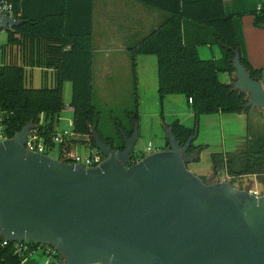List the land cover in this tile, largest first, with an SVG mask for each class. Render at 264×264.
<instances>
[{
  "label": "water",
  "instance_id": "obj_1",
  "mask_svg": "<svg viewBox=\"0 0 264 264\" xmlns=\"http://www.w3.org/2000/svg\"><path fill=\"white\" fill-rule=\"evenodd\" d=\"M21 24L0 13V32ZM264 28V22L262 24ZM233 89L245 107L264 109V67L252 78L235 52ZM33 124L0 141V235L57 249L58 264H264V195L229 182L204 181L188 169L194 134L132 165L138 124L122 130L123 149L105 143L96 166L26 149Z\"/></svg>",
  "mask_w": 264,
  "mask_h": 264
},
{
  "label": "trees",
  "instance_id": "obj_2",
  "mask_svg": "<svg viewBox=\"0 0 264 264\" xmlns=\"http://www.w3.org/2000/svg\"><path fill=\"white\" fill-rule=\"evenodd\" d=\"M165 13L160 24L128 47L135 94V110L125 112L129 127L113 117V135L100 130L101 112L93 102L92 90V9L93 0H13L15 16L21 24L6 31V41L0 43V129L4 138H11L26 124L32 123L41 134L54 133V124L65 108L62 84L72 82V135L83 136L86 146H95L91 128L113 148L123 149L121 131L129 137L140 116L137 106L136 59L139 55L157 58V93L159 101L169 95H183L188 101L196 121L203 114H246L248 99L245 92L233 89L220 81V72L234 76L231 62L240 48L233 29V15L226 14L223 0H136ZM254 24L262 27L264 10L253 12ZM188 24L204 28L209 33L188 38ZM219 47V59H202L201 45ZM240 61L252 78H259L262 68H253L240 54ZM43 69L40 87L26 85V72L31 68ZM47 70L51 73L47 74ZM45 80V81H46ZM234 81V78H232ZM176 140L183 145L194 134L195 126L188 127L178 120L167 125ZM167 144V137H166ZM166 147V146H165ZM164 147V148H165ZM207 146L195 145L189 153L202 151ZM134 155H131V158ZM237 161L222 152L210 155L213 175L220 172L239 176L256 175L264 181V135L249 140ZM132 165V163H129ZM188 165V164H187ZM204 180V177H201ZM38 244V243H35ZM58 261L62 255L57 251ZM0 264H22L10 245L0 246ZM52 264H56L52 262Z\"/></svg>",
  "mask_w": 264,
  "mask_h": 264
},
{
  "label": "rangeland",
  "instance_id": "obj_3",
  "mask_svg": "<svg viewBox=\"0 0 264 264\" xmlns=\"http://www.w3.org/2000/svg\"><path fill=\"white\" fill-rule=\"evenodd\" d=\"M6 31L0 32V43L6 41ZM119 43L112 41L109 45V56L99 57L100 53L94 54V71L97 74L99 70L104 75L111 73L109 85L106 83H95L94 88V105L101 112L99 128L105 135H113V117L118 119L125 127H129L125 112L135 110V94L133 84L131 82V66L129 55L126 51H121L118 47ZM204 48L206 46H203ZM106 51L107 47L102 48ZM207 50V49H205ZM205 52V51H204ZM208 53L210 51L207 50ZM203 55V56H202ZM202 59L210 56L199 55ZM151 58V59H144ZM150 60H155L154 55H143L138 57V71L142 81L140 88L141 100L138 106L139 122H138V138L134 147L133 155H141L146 147L150 144L151 150L156 151L166 145V128L175 119H179L180 123L190 127L196 125V137L194 144L207 146L199 151L198 157L188 163V169L200 177H204L205 181L211 180L216 182L233 183L235 187L243 188L246 186L256 188L264 193V181H260L256 175H236L237 179L230 182L226 172H220L213 175L210 155L213 152H222L231 155L236 161V167L239 168L241 153L249 140H252L259 134L264 135V109L251 107L246 114L234 113H210L199 116L197 123L194 121V114L190 106L186 103L183 95H177L178 100L167 101V97L162 103L159 101L157 93V85L155 78L157 77V69ZM224 72L218 74L220 81L227 83ZM154 78V86L152 84ZM157 79V78H156ZM46 80V79H45ZM145 82V83H144ZM47 85H51L50 78L44 81ZM26 85L28 87H40L42 85L41 72L38 69H30L26 72ZM65 97L66 89L62 92ZM139 95V92H138ZM139 98V97H138ZM72 121V110L67 105L59 115L58 120L54 124V130L58 132L70 131ZM76 142L71 145L70 149L77 152L82 157L89 155L91 148L86 146L82 141L83 136H75ZM59 146H55L48 151L51 157H57ZM235 175V174H234ZM46 256L40 252L35 253L22 264H45Z\"/></svg>",
  "mask_w": 264,
  "mask_h": 264
},
{
  "label": "crops",
  "instance_id": "obj_4",
  "mask_svg": "<svg viewBox=\"0 0 264 264\" xmlns=\"http://www.w3.org/2000/svg\"><path fill=\"white\" fill-rule=\"evenodd\" d=\"M261 0H223V9L226 14L233 15V29L239 44L241 56L251 64L253 68H263L264 67V28L258 27L254 24V15L253 12L257 11V6L260 4ZM165 13L154 7L146 6L136 0H93V9H92V90H93V100H94V88L95 83H106L109 85V79L111 73H105L104 75L99 70L96 74L94 71V54L103 53V56L108 57L109 54V45L112 41L119 43L118 47L121 51L128 52V47L136 44L142 37L146 36L152 29L156 28L160 22L164 19ZM185 31L188 38L201 37L207 34L209 39V33L204 28H200L196 25L188 24L185 26ZM106 48V51L102 48ZM203 46H206L205 48ZM210 51V53L207 52ZM100 51V52H98ZM205 51V52H204ZM99 54V57H103ZM199 55L202 53L204 58H213L219 59L221 57V52L218 46L215 44L212 45H201L198 47ZM143 56V55H139ZM138 56V57H139ZM203 56V55H202ZM138 57L136 59V91H137V104L141 100V87L142 81L139 71H138ZM130 59V55H129ZM151 59V58H144ZM157 69V58L155 60H150ZM131 66V61H130ZM34 69V68H31ZM35 69L40 70L41 80L43 75V69L35 67ZM131 75H132V70ZM157 71V70H156ZM51 73L50 70H47L45 73ZM224 78L227 79V83L231 84L233 82V76L225 73ZM157 78V77H156ZM155 78L156 85L157 79ZM45 81V79H44ZM131 82L133 84V76L131 77ZM44 83V82H42ZM145 83V82H144ZM154 86V78L152 81ZM66 89L67 95L65 97L62 95V100L65 107L71 102L72 98V82L65 80L62 84V92ZM139 92V95H138ZM177 95L167 96V101L172 99L178 100ZM139 97V98H138ZM166 97L164 98L165 101ZM94 102V101H93ZM188 106L189 102L186 100ZM191 108V107H190ZM69 109L71 107L69 106ZM192 110V109H191ZM127 112V111H126ZM193 112V111H192ZM194 114V113H193ZM199 119V117H198ZM180 122L179 119H175ZM194 121L197 123L195 117ZM197 127L196 125L190 127ZM55 132V130H54ZM76 135H72L74 138ZM75 142L70 143V147ZM198 145V144H195ZM165 147V146H164ZM164 147L160 148L163 149ZM159 150V149H158Z\"/></svg>",
  "mask_w": 264,
  "mask_h": 264
},
{
  "label": "built area",
  "instance_id": "obj_5",
  "mask_svg": "<svg viewBox=\"0 0 264 264\" xmlns=\"http://www.w3.org/2000/svg\"><path fill=\"white\" fill-rule=\"evenodd\" d=\"M264 10V0H261L260 4L257 6V11ZM0 13L7 17H15V9L13 5V0H0ZM188 102L191 103V98L188 99ZM72 126V121H71ZM70 138L71 132L70 131H62L58 132L55 131L50 135L41 134L37 128L33 127L30 131V134L27 136L25 147L27 150L35 153L48 154V151L51 150L55 144L59 146V153L57 157H52L56 159H60L67 163H75L81 164L87 167H92L98 165L100 162L104 160V155L94 146L91 148L90 154L81 156L77 152L70 149ZM0 129V141L4 140ZM152 152L151 145L149 144L144 153L141 155H134L129 163H135L136 161L140 160L141 158L149 155ZM51 157V156H50ZM230 179V182L236 181V175L234 174H227ZM226 182V181H225ZM233 184V183H231ZM239 188V187H238ZM248 188V192L253 194L254 196H261L264 195L263 192H260L256 188H252L249 186L239 188L245 189ZM10 245L13 252L22 258V262L28 260L31 256L35 253L40 252L41 254L46 256L45 264H52L55 262L56 264L59 263L57 258V249L44 245V244H35L33 242L28 241H14L10 242L4 239L0 235V246H8Z\"/></svg>",
  "mask_w": 264,
  "mask_h": 264
},
{
  "label": "flooded vegetation",
  "instance_id": "obj_6",
  "mask_svg": "<svg viewBox=\"0 0 264 264\" xmlns=\"http://www.w3.org/2000/svg\"><path fill=\"white\" fill-rule=\"evenodd\" d=\"M194 153V152H193ZM192 152L191 153H189L188 155H191V154H193ZM132 160V159H131ZM205 181V180H204Z\"/></svg>",
  "mask_w": 264,
  "mask_h": 264
}]
</instances>
